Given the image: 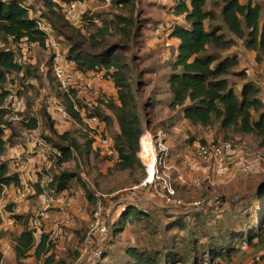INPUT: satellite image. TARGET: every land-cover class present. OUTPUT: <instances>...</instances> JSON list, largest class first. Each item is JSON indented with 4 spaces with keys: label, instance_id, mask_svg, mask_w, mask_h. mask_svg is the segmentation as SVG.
I'll list each match as a JSON object with an SVG mask.
<instances>
[{
    "label": "trees",
    "instance_id": "trees-1",
    "mask_svg": "<svg viewBox=\"0 0 264 264\" xmlns=\"http://www.w3.org/2000/svg\"><path fill=\"white\" fill-rule=\"evenodd\" d=\"M134 1L111 0L108 7L110 13H101L103 9L88 11L78 26L66 18L61 5L80 0H44L49 26L68 43L69 57L76 62V69L81 72H103L104 77L110 78L117 89V98H111L106 105L119 126V133L111 139L117 157L114 171L132 173L142 166L138 152L140 146L142 152L146 140L145 136L141 145L144 127H150L148 110L160 112L163 122L170 121L172 127L177 113L194 128L218 126L222 140L218 141L217 138V142L229 141L239 146L240 138L253 136L264 148V102L255 82L249 79V69L242 68L239 59V48L243 47L255 52L256 63L264 65V0H178L171 14L183 17L185 25H177L170 35L180 44L175 60L169 64L171 72L166 81L167 96L165 100L156 97L145 102H141L139 96L144 93V83L139 82L142 71H136L128 57V53L137 48L144 26V20L138 18L135 12L133 14L134 9L125 16ZM95 18L99 19V24L94 23ZM48 36L40 28L37 18L31 17L27 7L15 0H0V202L6 188L21 185L18 174H11L10 165L4 160L7 148L14 145L20 132L37 129L41 120L46 132L42 133V137L61 152V157L49 172L52 178L48 184L49 192H66L70 195L74 188L80 186L84 190V197L96 204L95 192L90 190L81 176L80 161L85 156V164L89 165L93 156L96 162L93 169L96 172L99 170L98 164L102 163L100 160L103 157L95 140L82 128L58 133L45 103L38 110V118L33 109L34 101L28 95L31 89L38 97L36 87L30 85L24 92L22 82L15 78L23 73L24 80L28 77L38 79L36 72L20 63L16 55L20 45L26 42L47 47ZM234 77L237 78L235 82ZM39 81L43 86L40 78ZM239 83L243 85L238 91ZM15 86L20 89L16 90ZM10 94L19 100L20 97L27 99L25 110L16 112L19 116L17 120L13 118L16 113L6 104ZM57 98L69 117L81 127L80 115L71 99L61 92ZM102 110L97 107L95 113L109 126L111 119L105 117ZM7 130L12 132L9 138H6ZM190 140L193 141L194 137ZM206 143V139L201 140L202 145ZM73 161H76V169H66L67 164ZM36 193H41L40 185ZM222 203L224 206L215 211L209 209L193 213L184 210L179 214H164L161 218L166 221L147 209L128 206L126 212L111 225V236L103 242L102 257L93 260L94 264H110L107 261L111 256L115 233L121 231L125 224L143 219L148 225L157 224L161 232L164 230V237L156 239L148 248L126 250L123 258L116 256L114 263L231 264L244 246H263L264 187L234 204L226 200ZM5 210L13 213L12 206H6ZM31 216L13 215L24 226L15 248L18 259L33 256L43 264H73L68 258L70 250L59 258L48 236L39 237L31 229ZM2 222L0 212V240L4 235ZM78 240L76 261L80 258L85 237H78ZM31 251H34L32 256L29 254ZM3 263L0 254V264Z\"/></svg>",
    "mask_w": 264,
    "mask_h": 264
},
{
    "label": "rangeland",
    "instance_id": "rangeland-1",
    "mask_svg": "<svg viewBox=\"0 0 264 264\" xmlns=\"http://www.w3.org/2000/svg\"><path fill=\"white\" fill-rule=\"evenodd\" d=\"M37 1L38 5L32 6L34 13L33 15L40 16L45 23L49 24L47 21L48 16V10L45 11V3L44 0H34ZM152 0H135L133 5L129 6V9L123 10L122 13L127 16L130 11L133 10V14L135 12L136 16L140 18L141 20H159L157 24H153L152 27H149L148 30L150 32H159V27L161 26L162 20H165L167 17V12L162 11L161 9L154 3ZM186 2H189V0H184ZM178 2V1H177ZM79 5V3H78ZM79 12L78 17H83L80 15V13H86L80 8V5L78 6ZM96 7H93L94 10ZM104 11L101 13H110V10L108 7L103 9ZM108 10V11H106ZM89 11V10H86ZM106 15V14H105ZM110 15V14H108ZM81 18H78V20H72L70 21L74 25H80ZM42 22V24L44 23ZM161 28H168L165 24L161 26ZM147 31V30H144ZM68 32V31H67ZM148 32V31H147ZM54 38H60L61 36L55 32L50 31V33ZM148 34V33H147ZM165 35H163L162 42H158L157 46H152V48L149 47V44L152 42V39L147 38L145 40V43H143L140 47L139 44L137 48H135L133 51L128 53V57L133 61V64L135 66L136 71H142V73L139 74V82L144 83L143 89L144 93L140 96L141 102H145L146 100L155 99L156 97L159 98V100L166 99V81L168 80V77L170 76V69L169 64L172 59L173 54V44L167 41L165 39ZM59 41L55 42V40L48 43L47 47H39L35 46L31 50L27 51L26 54L22 51L21 47L17 51V60L25 65L29 64L30 66L36 67L38 69V79H35L34 82L36 84V88H38L37 91V99L39 101L45 102V104L48 106V108H52L54 110L55 105L62 106V104L58 103L59 99L57 98L58 93L61 92L60 88H58V83L56 81V78L53 73V57L55 53H63L67 54L69 51V45L65 41L64 37H61V39H58ZM117 40V39H116ZM172 42V41H171ZM148 56V57H146ZM33 65H32V64ZM160 66V67H159ZM32 67V68H33ZM159 67V68H158ZM158 68V69H157ZM35 69V68H33ZM51 72V74H50ZM37 73V70H36ZM85 73V72H84ZM55 80H54V78ZM72 77H73V85L78 87L83 84L91 83L94 85L95 89L97 90V93L99 97H108L109 101L113 96L109 95L108 92L99 84H95L94 82H91V78H86L85 75H82L79 73V70L76 68L72 71ZM39 78L43 82V86L41 85V82L39 81ZM237 78H233V81L235 82ZM59 91V92H58ZM62 93V92H61ZM94 93L92 90L91 92L87 93L85 96H87V99L91 101L94 104L93 98L90 96ZM157 93H159L157 95ZM65 94V93H63ZM66 95V94H65ZM157 95V96H156ZM32 96V95H31ZM68 96V95H66ZM17 106L20 109L21 106H23L22 101H18L17 99ZM48 100L54 104H51L48 102ZM82 100V99H80ZM25 102V101H24ZM38 102V100H37ZM83 102H86V100H83ZM78 105H81L78 103ZM64 108V106H62ZM164 107V106H163ZM100 109H107L105 106H98ZM65 109V108H64ZM66 110V109H65ZM21 111V110H20ZM55 111V110H54ZM105 111V110H103ZM102 111V112H103ZM56 112V111H55ZM87 112V108L84 110V113ZM57 113V112H56ZM61 118L62 116L57 113ZM57 114L52 113V116L55 117L56 120V128L59 129L61 132L62 130L66 129L70 121H67L65 119H61ZM149 114V120H150V127L146 128L144 127V133L141 136V145L143 138L146 136V141L149 139V137L152 140V147L154 151L155 158H159L161 155L160 149L161 146L165 147L162 148L164 153L166 152V149L169 150V163H166V169L163 165H160L159 163H156L157 172L163 173V171H166L172 178H176V169L178 171L181 170L182 166H180V163H182L181 158L182 155L188 156V159L194 158L195 160L192 161L195 164H199L200 171L199 175L207 176L210 175L214 166V163L212 162H204L200 161L197 162L198 158L196 156V150L197 147L202 145L201 141L197 144L194 148L191 146L186 153H184L185 147H187V142H184L187 140V137L190 139L194 137V141H199L202 139H206V144H212L217 143L215 141L218 138V141H220L221 135L219 134V127L214 126L211 128H193L189 123L186 121H183L179 115V113L175 116V124L172 127V123L170 121H164L161 118V114L158 111H150L148 110ZM104 117V116H103ZM145 119V118H143ZM167 120V119H165ZM63 123V124H61ZM106 124V122H105ZM78 125V124H77ZM107 127V125H106ZM43 128V127H42ZM40 128V131L37 132V135L35 140L38 138L44 139L42 136V133H46L44 131V128L42 130ZM80 129V126L78 125V128ZM189 133V134H187ZM40 134V135H39ZM87 134V132H85ZM109 137H113L115 132H112V129L109 130ZM41 136V137H39ZM253 138V137H252ZM229 142V141H228ZM254 145V142L251 143ZM252 145L248 144L247 142L240 141V145L238 146L240 149V158L243 156H246L248 158H256V165L258 163L259 166L256 168L254 167V170L244 173L241 176H237L233 181H229L226 185L225 184H219L215 186H211L209 184L210 179L212 177H205L202 180H199L196 182L195 185L191 184L187 180L184 183L185 188H180L175 185L176 188V196L185 202H215L220 201L223 202L224 200L232 202V204L238 202L241 200V198H245L248 196H251L255 194L257 191L260 190L261 187H264V148L252 147ZM140 146V141H139ZM144 146V144H143ZM191 155H189V154ZM143 147L141 152V146L140 150L138 152V158L142 164V166L139 168L138 171L134 172H121V171H114V160L110 158L111 156H108L106 154H101V162L98 164L99 170L96 172L93 167L96 165V162L91 156L89 165L85 164L86 157L82 156V178L84 182L88 185L90 190L95 192L96 199L99 201H102V204L104 206V213H103V225L105 228L110 232V235L107 239L111 236V225H113L118 218H120L123 214V208L125 207V211L127 210V206L134 207L138 206L142 209L149 210L153 215H157L159 219L164 220L161 217H164V214H179L183 213L184 210H176V208H172L171 206H165V204L161 201V199L156 198L153 196L151 191L147 188H143L142 190H133L135 186H138L139 184L143 183L146 178H148L147 174V167H145V158L143 156ZM23 155H27V153H24ZM22 156V155H19ZM172 156V157H171ZM251 156V157H250ZM18 157V156H17ZM16 158V157H15ZM172 158V159H171ZM197 158V159H196ZM240 158L237 160L239 161ZM78 160V162H79ZM172 160V161H171ZM185 160V159H184ZM173 162V164H172ZM192 162H186V164L183 165L185 168L184 171L189 174L187 171L190 169V165L194 166ZM176 166H179L180 169ZM68 170H74L76 169V161H73L72 164H67L66 166ZM204 169L207 172L204 173L202 171ZM51 172V170H50ZM54 172V171H53ZM182 172V170H181ZM53 174V173H52ZM207 174V175H206ZM176 176V177H175ZM195 177L192 178V181H196L202 177ZM206 179V181H204ZM141 181L140 183H137ZM199 183V185H197ZM183 186V185H182ZM200 186V187H199ZM71 196V203L69 206H66L64 204H55L53 206H49L47 208L48 211H46V225L45 229L42 232L37 233L39 237L41 235H47L48 238L52 236V238L49 240L50 242H53L56 247V255L61 258L62 256H65L68 251L69 260L73 264H94L93 260H96L99 258H96L94 255L101 253L104 251L103 248V242L105 241L104 238L100 237L99 235L94 237V234L97 233V227H94V221H93V214L96 210V204L90 203L85 197H84V190L78 186V188H74V191ZM41 199L33 200L32 209L30 212L33 215L36 209H39L43 207V204L41 207L37 208L40 204ZM57 201V200H56ZM95 204V205H94ZM36 205H38L36 207ZM205 206V205H204ZM159 208V209H158ZM195 209H192L191 211L194 213ZM213 211L218 209H212ZM159 221V220H157ZM164 226L166 225L163 224ZM152 228H154L155 235L152 233ZM161 229L157 226V224L154 225H148V223L143 220H135L131 224H125V227L121 231H117L114 236V244L112 245V251L110 252V258L108 259V263L110 264H116L114 263V260L116 256L118 258H123V256L126 253V250L132 249V248H138V249H145L151 246V244L157 239H162L164 237V230L163 232L160 231ZM175 233V231H173ZM49 233L51 234L49 236ZM78 235H77V234ZM4 234H12L9 230L5 231ZM64 234V235H62ZM77 236V237H76ZM79 238L85 237L88 243L84 247V243L82 248L80 249L81 258H79L76 261V257L78 253V246H79ZM85 240V241H86ZM58 244H57V243ZM57 245V246H56ZM245 245V244H244ZM264 246V243L262 244ZM243 246V245H241ZM90 247L91 250H90ZM255 253H252L251 256L253 258L256 255H260L258 247ZM77 250V251H76ZM88 251L90 252V255L87 256ZM243 251V250H242ZM262 253V252H261ZM238 254L239 257L244 256ZM255 255V256H254ZM252 258V260H253ZM247 258H242V260H246ZM3 264H7L4 262Z\"/></svg>",
    "mask_w": 264,
    "mask_h": 264
},
{
    "label": "built area",
    "instance_id": "built-area-1",
    "mask_svg": "<svg viewBox=\"0 0 264 264\" xmlns=\"http://www.w3.org/2000/svg\"><path fill=\"white\" fill-rule=\"evenodd\" d=\"M104 7H109L111 4V0H101ZM62 13L66 16L69 21L78 20V3L71 4H62ZM80 15H84V13H80ZM39 18L37 19V21ZM38 21L39 25L41 24ZM94 23L99 24V19L95 18ZM81 23V21H80ZM49 35V33H48ZM50 40L48 39L49 43ZM36 44L33 43H23L20 45L24 54L27 51L34 48ZM76 68V62L70 59L69 55L63 53H55L53 57V73L58 83V88L62 93L68 95V97L73 102L75 110L79 113L81 118V128L87 132L96 142V146L99 150H101V154H106L108 156H114L115 152L113 149V143L111 138L107 134V127L105 122L95 113V109L98 106H105L109 102V98L99 97L97 90L94 85L91 83L83 84L81 86L73 85V77L72 71ZM94 91V93L90 96L94 100V104L87 99L85 96L87 93ZM82 99V100H80ZM86 100V102H83ZM80 103L81 105H78ZM6 104L10 105L12 110L16 113L18 110V106L16 105V98L13 94H10L6 98ZM87 108V112L84 113V110ZM54 110L59 113L63 119L70 120L68 112L59 105H55ZM15 120L19 119L17 113L13 115ZM160 149L161 155L159 158H156V163L163 165L166 169V163H169V150L166 149V152ZM240 149L238 146H235L231 142H217L212 144L200 145L196 150V157L204 162H212L214 163V168L216 171V179L214 177L208 178L211 182L209 184L211 186L219 185V184H227L229 181H233L237 176H241L244 173L250 172L259 166L260 163L256 165V158H248L243 156L237 161L239 158L236 155L240 156ZM61 157V152L50 145L45 139L38 138L35 140L34 148L31 152L27 153V155L18 156L13 159V165L16 173L18 174L21 181V185L16 189V193L18 198H25L31 192L29 183L32 182L36 178H41L45 181V185H48L52 178L49 174L51 168H54L55 161ZM251 157V156H250ZM145 167L146 164L144 163ZM148 178L132 188L133 190H142L143 188H148L153 196L161 199V201L165 204V206H171L172 208H176V210H192L201 211V210H209V209H219L221 206H224V203L220 201L215 202H185L180 200L176 196V188L175 182L184 186L186 182L185 178L181 173L176 169V178H172L166 171L163 173L156 172L152 177L149 176L147 171ZM206 181V179L204 180ZM196 183H193L195 185ZM199 185V183L197 184ZM200 187V186H199ZM43 207L37 209L30 218V227L35 230L36 233L43 232L46 225V211L49 206H53L55 204H64L69 206L71 203V196L69 197L68 193H60V194H52L49 192V185L44 187L43 192ZM57 200V201H56ZM205 205V206H204ZM126 207V206H125ZM125 207L123 208L125 211ZM128 207V206H127ZM103 213L104 206L102 201L99 199L96 202V210L93 214L94 227H97V233L94 234V237L100 236L107 240L110 235V232L103 225ZM12 213V218H13ZM87 238H85L86 240ZM88 241H84V247ZM92 247H90L91 250ZM89 256L90 252L87 253ZM96 258L102 257V252L94 255ZM81 258V255H80ZM252 264H264V256H255L252 260Z\"/></svg>",
    "mask_w": 264,
    "mask_h": 264
},
{
    "label": "crops",
    "instance_id": "crops-1",
    "mask_svg": "<svg viewBox=\"0 0 264 264\" xmlns=\"http://www.w3.org/2000/svg\"><path fill=\"white\" fill-rule=\"evenodd\" d=\"M5 1H11V0H5ZM15 1H18L21 5L27 7L29 9V11H30L31 17L32 18H37V19L39 18L38 21L40 22V19H42V18L40 16L33 15L34 11H32L33 10L32 6L38 5L37 1H34V0H15ZM177 1L178 0H152L151 1V3L154 2L161 9V12L162 11L167 12V17L165 18V20H162V22L160 24H161V26L165 24L166 26H168V28L167 29L166 28H161V26H160L159 27L160 31L153 33V32H150V30H148V28L152 27L153 24L159 23L158 22L159 20H157V21L156 20H144V26H143L142 34H141L140 41H139L140 44L138 46V47H140L143 43H145V40L147 38H150V39H152V42L149 44V47L150 48H152V46L155 47V46H157L156 44L158 42H162L163 35H165V37H166L165 39H167V41H169L170 43H172L174 45L173 46L174 50H173V54H172V59L173 60L170 61V64L175 60V57L177 55V49H178L179 44H180L178 39L173 38L170 35L173 32V29L177 25H179V26H184L185 25L183 17H176V16L171 14V11L176 6ZM241 1L245 2L247 0H241ZM77 3H79L80 8L83 11H85V12H88L86 10H89L90 12H94V11L102 10V9L105 8L102 2L99 3V2H97L95 0H80V2H77ZM93 7H96V8L93 10L92 9ZM44 9L46 11L47 7H45ZM42 22H44L43 19L41 21L40 28L42 30L46 31L47 33H50V31H52V29L50 28L49 24H47L45 22L42 24ZM144 30H147L148 32L144 31ZM48 37H49V40H52V42L54 40H55V42L56 41L58 42L59 41L58 39H61V37L60 38H54L51 34H49ZM67 55H69V51L67 52ZM146 57H148V56H146ZM239 59H240L241 67L249 69V73H250L249 79L253 80V83L255 82V84H256L255 86L260 90V95H261L262 101L264 102V65H259V64L256 63V53L255 52L246 50L243 47L239 48ZM23 65L25 67H30L32 71L36 72V70H37L36 74L38 76V69L36 67L30 66L29 64H27V65L23 64ZM32 67L35 68V69H33ZM79 73H81L82 75H85L86 78H91V79H87V80H91V82H94L95 84L96 83L99 84L104 89L106 88L107 90L106 89L105 90L108 92V94L110 96L111 95L113 96L112 99H116L117 98V89L115 88L114 82L110 78H105L103 72H99L98 73V72H93V71H87V72L84 73V72L79 71ZM18 77L19 78H17V77H15V78H16L17 81H21L22 82V86L24 88L23 89L24 92L27 89V87L30 86V85L37 87L35 82H34V80H35L34 78L28 77L26 80H24L23 73H21ZM242 85H243L242 83H239L237 85V90L238 91L241 89ZM14 88L16 90L20 89L17 86H15ZM37 89L38 88H36V90ZM33 92H34V90L30 89L29 92H28V95L29 96L32 95L31 97H32V100L34 101L33 109H34V112L36 113V116L38 117V110L41 108L42 104L45 103V102H43V100L39 101V99H37V97L33 94ZM22 100H23V102H22L23 106H21L20 109L18 108V110L19 111L21 110V112H23L25 110L26 100L27 99L25 100V98L20 97V100H18V101L20 102ZM37 100H38V102H37ZM48 102L51 103V104H54V103L50 102L49 100H48ZM16 103H18L17 100H16ZM58 103H60V100L58 101ZM47 109H48V112L51 115L52 119L54 120L55 129L57 130L55 117L52 116V113H54V114H57V113L52 108H48V106H47ZM104 110L105 111L102 110L103 111L102 114H104L105 117L111 119V122H112L111 124H109V126H108V123L106 122L108 136H110V134H109L110 128L112 129V132H115V134L119 133V126H118V123L115 120L114 116L110 113V111L108 109H104ZM180 117H181V119L183 121H186V120L183 119V117L181 115H180ZM67 121H70V122H69L68 126L66 127V129L62 130V132L58 129L57 130L58 133L63 134L66 131L78 130L77 129L78 125H79L78 123H76L73 119H70V120H67ZM186 122L189 123L188 121H186ZM61 124H63V123H61ZM40 128H42L41 120L38 123V128L37 129H35L33 131L32 130H26V131L24 130V131L20 132L19 137L16 138L17 139L16 142L14 141V145L8 146L7 151L5 153V156H4V160L6 162H8L9 165H10L11 174H14V172H16L15 169H14V165H13V159L15 157L19 156V155H23L24 153H29V152H31L33 150L34 143H35V138H36L35 135H37V132L40 131ZM80 129H81V127H80ZM42 130H43V128H42ZM115 134H114V136H115ZM187 134H189V133H187ZM11 135H12V132L10 130H7L6 131V138H9ZM39 137H41V136H39ZM113 137L111 136L110 138L112 139ZM252 137L253 136L240 138V141H242V142L245 141V142H247L250 145H252L251 143L254 142V145H252V147H254V148L257 147V148H259V150H261L260 148H262V147L259 144L260 141L258 139H256L255 137H253V138ZM183 141L184 142L188 141L187 142V147H185V149H184V153H186V151L191 146H193V148H194L198 143H200L201 140H199V141H194V140L191 141L187 137V140L185 141V139H183ZM195 143H197V144H195ZM182 157H183V158H181L182 163H180V166H182V168H181L182 172H181V170L179 172L181 173V175L184 176V178L188 182H190V183L192 182L191 184L196 183L199 180H202V179H204L207 176L214 177L216 179V171H215L214 166H213V169H212V172H211L210 175L206 174L207 176H203L202 177L201 175H203V174L199 175V173H201V171H200L201 169L199 167V164H195V163L192 162L195 159L194 158L188 159V156H186L185 154L182 155ZM236 157L240 158L239 155H236ZM110 158H112L114 160V162L117 159V157H115V155L111 156ZM200 161L201 160H199V159L197 160V162H199V163H200ZM186 162H192V164H194V166L190 165V169L187 170L189 172V174L186 173V171H184L185 168L183 167V165L186 164ZM172 164H173V162H172ZM176 167H178L180 169L179 166H176ZM202 171H204V173L207 172V170L205 171L204 169H202ZM197 176H199V177L201 176L202 178H200V179H198L196 181H192L191 180L192 178H195ZM19 179H22V178H19ZM175 184H176L177 190H178V187L185 188V186H182L178 182H175ZM38 185H40V192H41L40 194L36 193V189H37ZM29 186H30L31 192L25 198H21V197L18 198L17 193H16V190H17L16 188L17 187L14 186V185L9 186L8 188H6L4 190L3 197H2L1 202H0V212H1L2 221H3L2 225H1V230L3 231V234L7 230H9L12 233V234H7V235L4 234L2 236V239L0 240V254L3 257V259H4V262H6L7 264H43L42 262H37V260L32 256L34 251H31L29 253L30 256H32V257H29L27 259H18L17 255H16L15 248L17 246V239L24 232V226H23L21 221H18L16 219L12 218V213L11 212H8V211L5 210L6 206H12L13 207V211L12 212H13V214L15 216H17V215L26 216V215L32 214L31 212L35 208L34 207L32 209V206H34L32 204V201L33 200H38V197H39V199H41V201H40V204H38L39 206L36 205V207L37 206H38L37 208L41 207V205L43 204V201H42L43 196L42 195H43V192H44L45 181L44 180L40 181L39 178H36L32 182L29 183ZM31 209H32V211L30 212ZM50 235L51 234L49 233V236ZM62 235H64V234H62ZM51 238H52V236H50L48 239L50 240ZM258 249H259L258 251L260 252L259 253L260 256H264V246H259ZM55 250H56V247H55ZM256 250L257 249L255 247L244 246L243 247V251L240 254V255H244V256L239 257L237 255L236 258H235V261L233 263H231V264H252L253 256H251V254L255 253ZM256 256H258V255H256ZM242 258H247V259L246 260H242Z\"/></svg>",
    "mask_w": 264,
    "mask_h": 264
},
{
    "label": "bare ground",
    "instance_id": "bare-ground-1",
    "mask_svg": "<svg viewBox=\"0 0 264 264\" xmlns=\"http://www.w3.org/2000/svg\"><path fill=\"white\" fill-rule=\"evenodd\" d=\"M143 153H144L143 156L146 159L145 164L148 169L149 176L152 177L153 174L156 172V167H155L156 158L154 155L152 140L150 137L147 141L145 140L143 146Z\"/></svg>",
    "mask_w": 264,
    "mask_h": 264
}]
</instances>
